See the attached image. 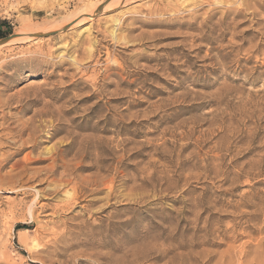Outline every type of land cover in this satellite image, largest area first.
<instances>
[{
  "label": "rangeland",
  "instance_id": "obj_1",
  "mask_svg": "<svg viewBox=\"0 0 264 264\" xmlns=\"http://www.w3.org/2000/svg\"><path fill=\"white\" fill-rule=\"evenodd\" d=\"M1 21L0 264H264V0H0Z\"/></svg>",
  "mask_w": 264,
  "mask_h": 264
},
{
  "label": "bare ground",
  "instance_id": "obj_2",
  "mask_svg": "<svg viewBox=\"0 0 264 264\" xmlns=\"http://www.w3.org/2000/svg\"><path fill=\"white\" fill-rule=\"evenodd\" d=\"M93 16V13L91 12V13H88V16L87 17H89V18H91ZM88 28V27H87ZM87 28H84L83 30H86ZM113 34H115L114 33V31H113ZM34 36L35 37H37V34H34ZM29 37V36H28ZM15 39V38H14ZM9 42V41H8ZM7 43V42H6ZM3 44V43H2ZM1 45V44H0ZM5 118V117H4ZM71 123H72V125H73V123H74V120L72 119L71 120ZM71 126V125H70ZM76 127H80V124H76ZM38 130H39V126H37V125H35V123L34 122H28V123H26L25 125H23V128H21V129H19V130H17L16 131V133H15V137H17V136H23L24 134H26L27 133V135H28V137L25 139V140H22L21 141V143L17 146V148H16V151L15 152H19L20 150H21V148H22V146L23 145H26V144H29L30 146H29V148L31 149V151L29 152V153H27L26 155H25V157H24V161L26 162V164H28V163H32V162H40V161H42V159H41V157L42 158H44L43 157V153L44 152H42L41 150H40V147H41V143H42V141H44V140H39L38 139V137L36 136L37 135V133H38ZM40 131V130H39ZM13 136H14V134H12ZM50 136V135H49ZM41 139V138H40ZM92 142V141H91ZM9 143H11V144H14V145H17L18 144V142L15 144V143H13V142H8V144ZM74 143H75V141L74 140H71L69 143H67V144H69V145H71V147L70 148H68L67 149V151H70V150H73L75 147L77 148V152L78 153H80V155L82 156V157H87V154H88V150H89V148H90V141H88V140H86L85 138H84V140H82L80 143H78L79 145H80V147H79V145L76 143L75 144V146H74ZM93 144V146H94V143H91V145ZM88 147V148H85V147ZM92 146V147H93ZM85 149V150H84ZM66 151V150H65ZM37 153V154H35L36 156H32V153ZM87 153V154H86ZM49 154V153H48ZM46 157V156H45ZM97 161H99V159L97 160ZM3 162V161H2ZM55 162V161H54ZM53 162V163H54ZM1 165V164H0ZM51 165V164H50ZM47 167H49L48 168V171L50 172V173H52V174H55L56 172H57V165L56 164H54L52 167H50L49 165L47 166ZM25 169H27L28 170V168H25ZM47 169V168H46ZM35 170V169H34ZM38 175H42V173H41V171H36L35 173H34V177L37 179V177L36 176H38ZM33 209V208H32ZM31 208H30V212H31V214L33 215V213H32V210ZM34 217V216H33Z\"/></svg>",
  "mask_w": 264,
  "mask_h": 264
},
{
  "label": "trees",
  "instance_id": "obj_3",
  "mask_svg": "<svg viewBox=\"0 0 264 264\" xmlns=\"http://www.w3.org/2000/svg\"><path fill=\"white\" fill-rule=\"evenodd\" d=\"M13 28L8 21L0 22V39L5 38L12 32Z\"/></svg>",
  "mask_w": 264,
  "mask_h": 264
},
{
  "label": "water",
  "instance_id": "obj_4",
  "mask_svg": "<svg viewBox=\"0 0 264 264\" xmlns=\"http://www.w3.org/2000/svg\"><path fill=\"white\" fill-rule=\"evenodd\" d=\"M44 35H50V34H44ZM38 36H40V35H38ZM41 36H42V35H41ZM14 37H15V34H11V35H9V36H7V37L1 39V40H0V44H2V43L4 44V43L10 41L11 39H13Z\"/></svg>",
  "mask_w": 264,
  "mask_h": 264
}]
</instances>
